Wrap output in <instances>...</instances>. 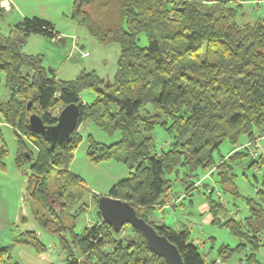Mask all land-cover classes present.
I'll list each match as a JSON object with an SVG mask.
<instances>
[{"label":"trees","instance_id":"1","mask_svg":"<svg viewBox=\"0 0 264 264\" xmlns=\"http://www.w3.org/2000/svg\"><path fill=\"white\" fill-rule=\"evenodd\" d=\"M73 8V18L100 44L120 45L109 85L95 72L58 80L43 67L41 56L22 51L32 35L59 40L48 20L26 17L10 34L0 32V73L9 90L8 100L0 102V116L14 130L17 166L29 165L26 200L34 221L57 236L66 264H167L152 253L142 233L130 225L116 232L107 224L97 194L92 197L95 221L77 230L78 219L89 211L84 203L75 207L77 194L89 188L70 164L83 139L78 127L92 121L110 134L119 132L120 140L105 145L89 135V161L115 159L129 168V176L107 196L133 206L138 217L177 246L185 264H217L199 250L189 229L156 226L148 214L180 198L172 192L173 182L183 187L184 197L199 192L200 170L216 171L224 190L238 195L234 167L264 164L263 154L245 160L249 144L264 142V22L239 24L237 9L222 0H73ZM143 36L147 44L142 46ZM86 89L95 92L91 103L81 98ZM70 104L79 106L78 127L66 146L52 149L30 129L27 117L37 115L53 126ZM157 129L169 136L166 150L154 143ZM225 142L235 148L216 163L215 153ZM7 153L1 146L0 168ZM212 193H204L211 223L240 239L236 250L249 247L246 261L262 264L257 253L264 250V189L247 199L249 214L242 220L229 217ZM17 241L39 254L46 251L36 231ZM231 251L224 246L219 256L226 260ZM7 253L1 250L0 260Z\"/></svg>","mask_w":264,"mask_h":264},{"label":"rangeland","instance_id":"2","mask_svg":"<svg viewBox=\"0 0 264 264\" xmlns=\"http://www.w3.org/2000/svg\"><path fill=\"white\" fill-rule=\"evenodd\" d=\"M8 1L12 10H0V32L8 35L15 24L23 18L37 16L53 23L60 34L59 38L66 40L62 45L57 44L58 40L32 35L22 48L27 55L41 56L43 67L53 70L58 80L72 81L81 73L88 72H95L106 82L114 80L121 53L120 45L118 43L102 45L91 36L85 26L79 25L73 18V0ZM222 1L229 2L237 9L239 24L255 25L264 22V0ZM146 44V38L143 36L141 45ZM73 58L77 60L72 61ZM0 78V102H5L9 98V90L3 73H0ZM95 96V92L91 89L81 93L84 103L93 102ZM156 131L154 141L156 147L168 149L169 136L161 129ZM78 132L83 139L75 151L70 171L80 177L89 188V192L77 194L78 202L75 207L83 203L89 207V211L77 221L76 228L79 231L95 221L97 209L92 198L93 193L107 196L115 183L129 176V168L119 160L93 163L87 157L89 135L98 142L112 145L120 140L119 132L110 134L92 121L83 122L78 127ZM245 141L246 138H243L242 143ZM3 145L8 153L4 158L5 168H0V251L7 248L8 253L0 260V264H66L57 236L45 231L34 221L31 204L26 200L29 165L25 164L21 168L17 166L14 130L4 123L0 116V147ZM234 148L228 142L223 143L219 153H215L216 163H219L221 156L227 157ZM247 148L250 155L245 160L259 158L261 154L264 159L263 140L257 139L255 145L249 144ZM32 151L35 156L36 151L34 149ZM233 173L238 195L224 190L216 171L210 174L209 171L200 170L201 188L199 192L194 191L191 197H184L183 187L179 182H173L172 192L180 198L174 199L163 209L160 207L152 209L148 214V221L156 226L165 224L176 229H189L191 240L198 245L203 254L209 257L210 263L220 260L223 264H253L246 261V257L251 253L249 247L236 250L241 244L240 239L228 228L211 223L212 218L210 222H205L208 214L202 211V207L207 204L204 193L213 190V199L223 203L229 217L242 220L249 214L247 199H256L257 190L264 189V164L260 160V163L253 164L249 168L237 165ZM222 220H225V217H222ZM27 231L38 233L39 240L46 247L45 252L39 254L33 247L17 241ZM224 246L232 249L230 258L226 260H222L219 256ZM257 257L264 264V250H260Z\"/></svg>","mask_w":264,"mask_h":264},{"label":"water","instance_id":"3","mask_svg":"<svg viewBox=\"0 0 264 264\" xmlns=\"http://www.w3.org/2000/svg\"><path fill=\"white\" fill-rule=\"evenodd\" d=\"M65 42V39L59 38L57 44L64 45ZM75 60L77 59H72ZM109 83L107 82L108 85ZM79 115V106L70 104L61 110L57 123L53 126L44 125L41 118L34 114L27 117V122L34 133L40 134L50 147L55 149L58 146L64 147L70 142L72 134L78 127ZM97 205L103 220L113 226L116 232L130 225L134 230L142 233L152 253L164 259L167 264H185L177 246L165 236L159 235L144 219L138 217L136 210L129 203L109 196H100Z\"/></svg>","mask_w":264,"mask_h":264},{"label":"crops","instance_id":"4","mask_svg":"<svg viewBox=\"0 0 264 264\" xmlns=\"http://www.w3.org/2000/svg\"><path fill=\"white\" fill-rule=\"evenodd\" d=\"M0 10H3V11H11L12 10L11 5L9 4L8 0H0ZM32 17H37V16H32ZM32 17H28V18H32ZM59 36H60V34H59ZM208 210H209L208 205L205 204L202 207V211L204 213L208 214L206 216V218H205V222H210L211 221V215L209 214ZM50 251H52V249H50Z\"/></svg>","mask_w":264,"mask_h":264},{"label":"built area","instance_id":"5","mask_svg":"<svg viewBox=\"0 0 264 264\" xmlns=\"http://www.w3.org/2000/svg\"><path fill=\"white\" fill-rule=\"evenodd\" d=\"M85 55H87V54H85ZM217 262H218V264H223L222 262H220V260H218Z\"/></svg>","mask_w":264,"mask_h":264}]
</instances>
